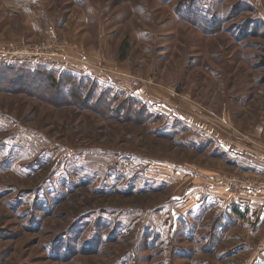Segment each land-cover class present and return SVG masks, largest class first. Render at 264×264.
<instances>
[{
  "label": "rangeland",
  "instance_id": "obj_1",
  "mask_svg": "<svg viewBox=\"0 0 264 264\" xmlns=\"http://www.w3.org/2000/svg\"><path fill=\"white\" fill-rule=\"evenodd\" d=\"M0 264H264V0H0Z\"/></svg>",
  "mask_w": 264,
  "mask_h": 264
},
{
  "label": "trees",
  "instance_id": "obj_2",
  "mask_svg": "<svg viewBox=\"0 0 264 264\" xmlns=\"http://www.w3.org/2000/svg\"><path fill=\"white\" fill-rule=\"evenodd\" d=\"M123 50H124V52H126V51H127V48H126V46H125V45L123 46Z\"/></svg>",
  "mask_w": 264,
  "mask_h": 264
},
{
  "label": "crops",
  "instance_id": "obj_3",
  "mask_svg": "<svg viewBox=\"0 0 264 264\" xmlns=\"http://www.w3.org/2000/svg\"><path fill=\"white\" fill-rule=\"evenodd\" d=\"M256 194H257V193H256ZM256 194H255V195H256Z\"/></svg>",
  "mask_w": 264,
  "mask_h": 264
}]
</instances>
